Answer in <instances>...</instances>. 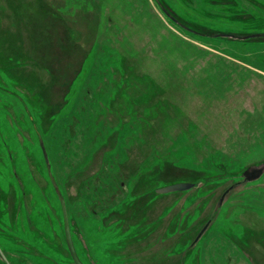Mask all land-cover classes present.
Returning <instances> with one entry per match:
<instances>
[{
	"label": "rangeland",
	"instance_id": "1",
	"mask_svg": "<svg viewBox=\"0 0 264 264\" xmlns=\"http://www.w3.org/2000/svg\"><path fill=\"white\" fill-rule=\"evenodd\" d=\"M258 34L264 0H0V264H74L62 202L82 264H264Z\"/></svg>",
	"mask_w": 264,
	"mask_h": 264
},
{
	"label": "water",
	"instance_id": "2",
	"mask_svg": "<svg viewBox=\"0 0 264 264\" xmlns=\"http://www.w3.org/2000/svg\"><path fill=\"white\" fill-rule=\"evenodd\" d=\"M166 15H168V14H166ZM249 38H264V34L254 35V36H251ZM43 154H44L45 160L47 162V157H46V153H45L44 149H43ZM261 173H262V170L253 169L251 171H245L244 177L246 178V180L251 181V180L258 178L261 175ZM50 180H51L52 185L56 188L54 179L51 176H50ZM192 187H193V185L179 184V185H174V186H170V187H167L165 189H162L158 193H167V192H173V191H184V190H189ZM61 205H62V213H63L65 239H66L69 254H70L71 259H72L74 264H82V262L80 261L78 255L76 253V250H75V247H74V244L72 241L67 211H66V207L64 205V202H62Z\"/></svg>",
	"mask_w": 264,
	"mask_h": 264
}]
</instances>
